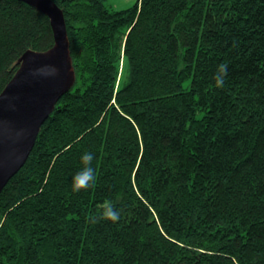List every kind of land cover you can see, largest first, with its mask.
Segmentation results:
<instances>
[{
    "label": "trees",
    "instance_id": "16d2710c",
    "mask_svg": "<svg viewBox=\"0 0 264 264\" xmlns=\"http://www.w3.org/2000/svg\"><path fill=\"white\" fill-rule=\"evenodd\" d=\"M53 1L76 80L0 194V264H264V0ZM54 43L0 0V94ZM105 200L120 220L91 223Z\"/></svg>",
    "mask_w": 264,
    "mask_h": 264
},
{
    "label": "water",
    "instance_id": "95a60500",
    "mask_svg": "<svg viewBox=\"0 0 264 264\" xmlns=\"http://www.w3.org/2000/svg\"><path fill=\"white\" fill-rule=\"evenodd\" d=\"M19 1L50 19L55 43L47 51L26 53L0 94V194L25 165L42 125L76 80L62 9L53 0Z\"/></svg>",
    "mask_w": 264,
    "mask_h": 264
},
{
    "label": "clouds",
    "instance_id": "9594fccd",
    "mask_svg": "<svg viewBox=\"0 0 264 264\" xmlns=\"http://www.w3.org/2000/svg\"><path fill=\"white\" fill-rule=\"evenodd\" d=\"M228 75V64L221 63L218 65L213 77L216 87L222 88ZM95 154L84 152L80 157V169L71 178V190L79 193L92 188L96 183V169L93 167ZM121 218V209H118L110 200H105L98 205L90 217V222L95 224L101 221H110L116 223Z\"/></svg>",
    "mask_w": 264,
    "mask_h": 264
},
{
    "label": "rangeland",
    "instance_id": "374dc122",
    "mask_svg": "<svg viewBox=\"0 0 264 264\" xmlns=\"http://www.w3.org/2000/svg\"><path fill=\"white\" fill-rule=\"evenodd\" d=\"M136 0H106V5L109 8H113L116 10H123L135 3Z\"/></svg>",
    "mask_w": 264,
    "mask_h": 264
}]
</instances>
